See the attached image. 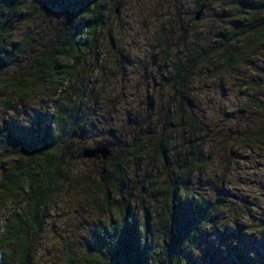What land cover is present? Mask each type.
Returning a JSON list of instances; mask_svg holds the SVG:
<instances>
[{"label":"trees","instance_id":"trees-1","mask_svg":"<svg viewBox=\"0 0 264 264\" xmlns=\"http://www.w3.org/2000/svg\"><path fill=\"white\" fill-rule=\"evenodd\" d=\"M124 1L0 0V264H36L47 217L67 188L104 210V219L58 264H264V207L232 198V156L221 142L206 141L213 128L193 112L187 81L207 56L235 70L255 54L264 44V0H226L236 23L206 48L195 35L178 45L183 59L171 55L164 63L169 96L163 103L144 96L127 111L126 125L111 123L106 142L96 143L111 150L106 159H88L99 161L98 169L72 173L74 149L83 158V149L96 145L81 143L96 117L87 104L95 73L104 69L114 78L133 64L122 44L104 47ZM178 16L176 9L171 20L180 31ZM164 36L159 29L155 41ZM161 60H154L158 67ZM86 66L89 78L68 84ZM38 96L48 102L32 120L10 112L15 97ZM101 102L111 106L105 97ZM233 142L245 150L264 146V126L247 127ZM214 156L219 163L210 167Z\"/></svg>","mask_w":264,"mask_h":264},{"label":"rangeland","instance_id":"rangeland-1","mask_svg":"<svg viewBox=\"0 0 264 264\" xmlns=\"http://www.w3.org/2000/svg\"><path fill=\"white\" fill-rule=\"evenodd\" d=\"M225 3L226 0H125L112 15L115 28L110 32L112 37H107L104 42V47L118 48L117 44H122L132 54L133 64L125 70L120 66L114 78L110 71L104 72V69L98 74L95 73V76H99L93 83L94 86H91V92L88 91L87 104L91 110L90 118L94 114L96 117L92 119L94 122L93 125L90 124V129L82 134L81 143L85 147L105 143L108 139V126L111 123L116 127L126 125L127 111L135 105H140L144 96L150 95L154 101L163 103L159 100L167 98L170 94L168 87H162L168 68V64L164 63L168 62L171 55L181 57L183 52L178 45L182 43L187 45L188 38L193 35L204 37L202 40L206 48L209 40L214 38L216 33L221 30L228 31L229 27L236 23V19L234 15L226 14ZM201 6L203 7L201 18L196 23L189 24L188 18H192L194 12ZM176 9L181 23L180 31L175 28L176 24L171 20ZM229 11L236 13L235 9ZM38 27L39 24L34 26L37 31L41 29ZM183 27L187 30L184 31ZM159 29H162L165 36L159 40L160 42H156L155 34ZM183 37L185 39L182 41ZM170 45L180 48L175 53L169 49V52L163 56L162 50ZM163 57L167 59L161 60ZM152 58L161 60L160 67L155 61L152 64ZM120 59H123V55ZM207 60L208 62L188 74L190 77L187 80L188 95L193 112L207 123L208 128H213L211 136L206 138V141L212 139L215 146L221 142L225 151L232 156V163L229 165L232 179L228 186L232 198L243 200L251 208L264 207V146L247 150L233 146V140L238 132L247 127L257 129L264 126V44L256 48L255 54L235 70H226L224 65L216 62L215 56H207ZM87 70H89L88 66L68 84L75 86L80 83L81 78L87 76L89 78ZM128 80L129 83L125 84ZM153 81H156L154 86L151 85ZM146 82L148 84L144 88ZM247 82L252 84L247 85ZM66 93L64 90L57 91L58 95ZM117 96H122L123 100ZM104 97L111 103V106L108 105L105 109L101 102ZM126 99L130 104L123 105ZM96 101H100L99 106L95 104ZM171 101L172 99H169V102ZM13 102L15 108L10 112L15 117H23L22 122H26L32 120L33 115L48 101L38 96L28 99L15 97ZM0 112L1 115H5L3 111ZM132 132L129 130L127 133ZM0 139L3 140V137ZM76 150L75 148L69 159L73 174L98 169L99 161L95 163V160L93 162L78 158ZM11 152V149L8 150V153ZM218 163V156H214L210 167H216ZM60 199L47 217L42 230L36 264H58L68 248L82 245L93 225L98 220L104 219V210L92 207L90 199L78 197V193L69 188L64 191ZM76 241L78 244H72Z\"/></svg>","mask_w":264,"mask_h":264},{"label":"water","instance_id":"water-1","mask_svg":"<svg viewBox=\"0 0 264 264\" xmlns=\"http://www.w3.org/2000/svg\"><path fill=\"white\" fill-rule=\"evenodd\" d=\"M203 8H200L196 13L194 19L197 21L200 18ZM154 60L152 59V63ZM110 149L106 147L104 144H96L91 148H84L81 156L85 159H106L110 154Z\"/></svg>","mask_w":264,"mask_h":264}]
</instances>
